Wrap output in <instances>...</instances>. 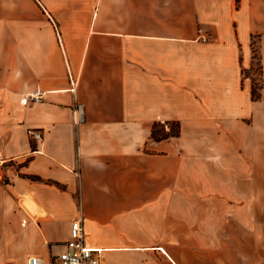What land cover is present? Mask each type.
Returning a JSON list of instances; mask_svg holds the SVG:
<instances>
[{
  "label": "crops",
  "instance_id": "obj_1",
  "mask_svg": "<svg viewBox=\"0 0 264 264\" xmlns=\"http://www.w3.org/2000/svg\"><path fill=\"white\" fill-rule=\"evenodd\" d=\"M76 219L102 264H264V0H0V264Z\"/></svg>",
  "mask_w": 264,
  "mask_h": 264
},
{
  "label": "built area",
  "instance_id": "obj_2",
  "mask_svg": "<svg viewBox=\"0 0 264 264\" xmlns=\"http://www.w3.org/2000/svg\"><path fill=\"white\" fill-rule=\"evenodd\" d=\"M39 93L29 94L22 102L28 101L37 102L40 100ZM77 123L83 121L82 106L78 105L74 111ZM30 140L41 143L43 134L40 130H28ZM65 251L58 257L47 259L40 256H32L28 259L27 264H102L100 249L92 248L85 238L82 220L76 219L71 223L69 240L65 244Z\"/></svg>",
  "mask_w": 264,
  "mask_h": 264
},
{
  "label": "rangeland",
  "instance_id": "obj_3",
  "mask_svg": "<svg viewBox=\"0 0 264 264\" xmlns=\"http://www.w3.org/2000/svg\"><path fill=\"white\" fill-rule=\"evenodd\" d=\"M257 39H254L252 41L255 49H254V54H253V67L249 70H246L243 74V78L244 80H247V84H250L251 86V91L253 90V94L254 95H258V94H261V89H262V80H261V67H260V56L258 54V51H257ZM171 127V126H170ZM170 127H169V130H170ZM173 128V127H172ZM168 131V130H167ZM171 133H174V128L173 130L171 129L170 130ZM2 181L4 183H7V179L6 178H2ZM30 214H33L34 211L30 210L29 211Z\"/></svg>",
  "mask_w": 264,
  "mask_h": 264
},
{
  "label": "trees",
  "instance_id": "obj_4",
  "mask_svg": "<svg viewBox=\"0 0 264 264\" xmlns=\"http://www.w3.org/2000/svg\"><path fill=\"white\" fill-rule=\"evenodd\" d=\"M236 5H239L240 0H235ZM251 98L254 101L259 100L260 94L254 95L253 90L251 91ZM171 126V127H170ZM170 127V130L174 128V133H171L170 130L165 129V125L161 123H156L153 125L152 130H151V139L153 141H162L171 137H177L179 135V128L176 123L168 125ZM173 127V128H172ZM26 178L34 181H39L40 178L35 177V176H25Z\"/></svg>",
  "mask_w": 264,
  "mask_h": 264
},
{
  "label": "bare ground",
  "instance_id": "obj_5",
  "mask_svg": "<svg viewBox=\"0 0 264 264\" xmlns=\"http://www.w3.org/2000/svg\"><path fill=\"white\" fill-rule=\"evenodd\" d=\"M25 202H26V201H25ZM25 202H24V203H25ZM27 206H28V208H29L30 210L33 211V209H34L33 207H31V206H29V205H27ZM34 210H35V209H34Z\"/></svg>",
  "mask_w": 264,
  "mask_h": 264
}]
</instances>
